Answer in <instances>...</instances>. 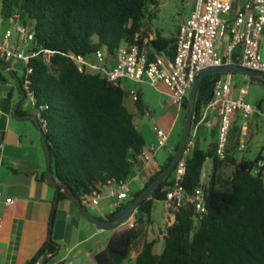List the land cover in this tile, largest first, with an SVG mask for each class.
Here are the masks:
<instances>
[{"label": "trees", "instance_id": "16d2710c", "mask_svg": "<svg viewBox=\"0 0 264 264\" xmlns=\"http://www.w3.org/2000/svg\"><path fill=\"white\" fill-rule=\"evenodd\" d=\"M160 4V0H0L5 21L13 19L34 30L35 43L55 51L48 62L42 56L32 58L27 66L30 72L26 79L21 77V83L24 88L27 81L47 122L43 132L55 179L71 187L80 199L110 179L134 178L140 170L136 157L146 144L134 113L126 105L130 94L122 84L115 86L98 74L81 73L63 53L92 56L106 49L114 55L123 44L144 47V40L150 38L145 30L147 21L159 11ZM177 33L170 37L156 34L145 45L149 56L163 52L173 57ZM221 76L211 75L202 82L193 125L200 120L211 82H221ZM0 81L6 82L2 74ZM134 106L141 115L148 112L141 93ZM187 106L188 97L183 109L185 121ZM17 114H23L20 108ZM249 139L247 133L246 144ZM180 143L170 151L166 163L145 175L143 186L130 194L128 204L161 175ZM208 160L213 168L204 189L207 214L195 226V207L187 198L166 229L163 251H156L159 240L145 241L133 264H264V166L258 165L264 161V146L255 160L241 161L233 160L228 152L219 158L217 144L208 151L190 150L183 182L189 197L199 186ZM226 162H233L235 168L232 178L222 183L219 170ZM40 180L45 181V173ZM171 185L172 175L138 207L128 223L109 229L112 236L107 246L95 255L98 264H131L144 226L154 218L155 202L165 199ZM65 199L61 193L58 200ZM127 205L99 218L113 221ZM55 219L54 207L49 239L28 264H36L40 258L42 264H50L57 256L60 244L50 236Z\"/></svg>", "mask_w": 264, "mask_h": 264}, {"label": "built area", "instance_id": "2783aa9c", "mask_svg": "<svg viewBox=\"0 0 264 264\" xmlns=\"http://www.w3.org/2000/svg\"><path fill=\"white\" fill-rule=\"evenodd\" d=\"M233 10L234 0H195L190 16L178 28L176 53L173 57L162 52L155 53L151 58L145 47L153 39L151 36L144 40V47L141 48L137 43L123 44L114 55H110L106 49L98 50L92 56H84L73 51L63 53V55L72 61L81 73L98 74L115 86L121 85L125 80L139 85L148 84L155 89H158L160 84H164L179 116L183 113L185 100L196 78L204 70L237 64L244 68L264 72L262 51L264 0L248 1L235 15H233ZM10 21L14 22L13 19ZM1 25L2 20L0 19V27ZM226 38L229 40L222 51L221 47ZM237 50H239L238 56L234 59ZM54 54L55 51L44 49L36 44L34 30L20 23L0 33V58L9 64L15 61L22 62L25 79L30 72L27 66L32 58L42 56L48 62ZM24 90L26 101L35 109L40 126L43 131H46L47 122L42 117V108H37L35 94L29 89L27 81L24 84ZM231 93L230 80L218 82L212 97L206 104L207 112H217L220 117L217 142L219 158H224L226 155L233 115L241 112L244 119H250L253 115L262 113L258 105L246 101L247 86L240 88V95L237 99L232 98ZM129 94L135 103L140 96V91L134 88L129 91ZM155 130L156 143L150 148L143 149L136 157L140 165L138 174L131 180L110 179L101 188L81 198L84 206L92 208L108 200L114 211L128 204L131 184L139 175H151V166L158 151L170 144V132L160 127ZM3 146L4 142L0 139V149ZM187 153L176 165L172 173V185L162 201L163 223L166 229L187 198H190L195 207V226L207 214L204 193L207 184L205 178L202 177L191 197L188 196L183 184L187 172ZM258 165L263 167L264 161H259ZM14 203L15 199L4 198L0 192V205L12 206ZM1 222L2 217L0 216V228ZM166 229L161 235L162 238H164ZM36 264H42V258ZM50 264H62V262L53 259Z\"/></svg>", "mask_w": 264, "mask_h": 264}, {"label": "crops", "instance_id": "0c3cea01", "mask_svg": "<svg viewBox=\"0 0 264 264\" xmlns=\"http://www.w3.org/2000/svg\"><path fill=\"white\" fill-rule=\"evenodd\" d=\"M248 1L250 0H234L233 15ZM0 19L4 26V30L1 29L0 33L11 28V25L18 24L16 21H5L1 13ZM228 40L226 38L223 41L222 51H224ZM262 51L264 55V32ZM11 69L16 73L12 64ZM0 74L6 79V82L0 81V139L4 142L3 148L0 149V192L4 198L15 199L12 206L0 205V216L2 217L0 264H28L37 256L49 239V225L57 193L55 187L40 180L41 175L46 174L47 171L43 135L35 122L27 118L29 115H36V111L25 100V103L18 107L23 114H14L15 106L21 99V92L14 77L6 68L4 70L0 66ZM19 78L21 79V76ZM220 79L222 82L231 81V97L234 99L239 97L240 88L247 86L246 101L261 108L262 113L256 115L264 114V84L259 83L256 78L240 73L225 74ZM126 81L128 80L122 82L123 87ZM135 84L125 90L129 92L136 88L142 94L141 87H134ZM157 90L168 97L174 120L169 126V130H165L171 133L170 144L158 151L151 166V174L160 165L167 162L170 151L181 142L184 131L177 130L182 114L178 116L177 108L172 104L167 87L160 84ZM128 99L131 100L130 97ZM143 99L146 103L144 96ZM146 105L148 107L147 103ZM240 118L244 120L242 113H235L232 123L235 124V129H239L240 136L244 137L243 146L238 145V147L240 150H245L247 148L245 135L249 133V126L254 123L252 124V121L251 124L249 121L240 123ZM219 131L220 117L218 113L207 112L205 105L201 109L200 120L193 125L188 152L193 149L210 150L218 142ZM140 132L143 135L146 148H150L156 143L155 129L140 130ZM227 152L229 155V148H227ZM159 156L161 163L157 160ZM232 158L241 161L235 157ZM212 168V160H208L203 173L206 182L209 180ZM234 168L233 162H226L221 167L219 174L223 179L222 183L232 178ZM225 171L230 173L227 178L224 177ZM138 179L145 180V174L139 175L136 180ZM105 209L103 207L102 211ZM103 215L105 216L106 213L101 217H104ZM50 236L60 244V250L55 260H60L62 264H75V260L81 258L82 264H98L95 255L105 249L112 232L89 222L69 199H65L59 201L56 206V219Z\"/></svg>", "mask_w": 264, "mask_h": 264}, {"label": "rangeland", "instance_id": "374dc122", "mask_svg": "<svg viewBox=\"0 0 264 264\" xmlns=\"http://www.w3.org/2000/svg\"><path fill=\"white\" fill-rule=\"evenodd\" d=\"M159 11L155 16L147 21V26L145 30L148 34L155 38L156 34L161 33L165 37L174 36L177 33V30L180 24L184 21L185 18L189 17L193 8L195 0H160ZM223 17H225L223 15ZM15 25H11V28H14ZM4 26L1 25L0 30ZM12 66L15 68L18 76L22 77L24 71V64L19 61L12 63ZM124 88L127 90L130 89L134 83L131 81L124 82ZM134 87H141L142 94L145 98L146 103L148 104V112L145 115H141L135 108L133 102L128 99L126 105L131 112L135 115L136 124L139 130H154L155 127H160L164 130H169V126L173 122L174 114L169 106V100L166 95L155 89L154 87L148 84H135ZM189 95V94H188ZM27 104L29 105L28 101ZM177 130H184L185 126V116L184 112L180 117ZM250 122L252 124L249 126L250 139L245 150H240L238 145L243 146V138L240 136V131L238 128L235 129V124L232 123L231 131L229 134L227 148H229V155L235 157L237 160H255L262 150L264 144V114L254 115L250 119H241L240 123ZM239 143V144H238ZM227 153V151H226ZM158 162L161 163V157H158ZM229 171V170H228ZM228 171H225L224 177L230 174ZM144 179H138L131 184L130 194L136 192L144 184ZM105 207V211H102V208ZM88 210L95 215L96 217H101L104 213H110L113 211V207L110 201H103L99 206L88 208ZM154 218L152 222L145 224L143 229V234L134 248L132 253L131 264L135 259L138 251L142 248L145 241L157 239L159 244L156 247V251L161 253L164 249V242L162 234L165 232V225L163 223V205L162 202H155ZM104 216V215H103ZM130 264V263H129Z\"/></svg>", "mask_w": 264, "mask_h": 264}, {"label": "water", "instance_id": "95a60500", "mask_svg": "<svg viewBox=\"0 0 264 264\" xmlns=\"http://www.w3.org/2000/svg\"><path fill=\"white\" fill-rule=\"evenodd\" d=\"M0 64L3 65L14 77L15 81L17 82V85L19 87V90L21 92V99L17 103L14 109V114H17L18 107L25 102L26 100V93L24 88L22 87L21 79L18 77V75L11 69V64L3 61L0 58ZM234 73H240L247 75L251 78H256L257 81L261 84H264V72L262 71H255L248 68H244L237 64H227L221 67H211L206 70H204L195 80L189 95H188V106L186 108V121L183 131V137L180 143V146L175 153L173 159L171 160L170 164L166 167V169L161 173V175L151 184L149 185L135 200L130 202L125 208L121 209L116 213L115 220L108 221V220H102L99 217H96L93 215L86 206L82 203L81 199L75 195L72 188L69 187L67 184L59 181L58 179H55L53 171H52V154L51 150L49 148L48 140L46 134H44L39 120L36 115H29L27 118L33 120L38 128H40V132L43 135V145L46 152L47 157V171L45 174V182L53 187H55L56 193H57V200L55 201V208L59 202L58 198L61 193H64L67 198L75 205L77 210L91 223L94 225L102 228V229H116L121 225H124L128 223L134 216L135 212L137 211L138 207L148 198H150L154 192L163 184L166 180H168L176 165L178 162L184 157V155L188 152V147L190 143L191 138V132L193 128V119L195 115V107L197 102V95L199 92V89L201 87L202 82L209 76L215 75V74H234ZM216 81H212L203 100V104L206 105L210 98L212 97L213 90L216 85ZM247 84V82H245ZM26 118V117H24ZM33 264V263H30ZM75 264H82L81 258H77L75 260Z\"/></svg>", "mask_w": 264, "mask_h": 264}]
</instances>
